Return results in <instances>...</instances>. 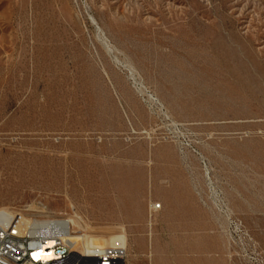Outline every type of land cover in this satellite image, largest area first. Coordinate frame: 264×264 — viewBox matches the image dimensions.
Wrapping results in <instances>:
<instances>
[{
	"label": "rangeland",
	"instance_id": "obj_1",
	"mask_svg": "<svg viewBox=\"0 0 264 264\" xmlns=\"http://www.w3.org/2000/svg\"><path fill=\"white\" fill-rule=\"evenodd\" d=\"M0 209L264 264V0H0Z\"/></svg>",
	"mask_w": 264,
	"mask_h": 264
},
{
	"label": "built area",
	"instance_id": "obj_2",
	"mask_svg": "<svg viewBox=\"0 0 264 264\" xmlns=\"http://www.w3.org/2000/svg\"><path fill=\"white\" fill-rule=\"evenodd\" d=\"M72 228L60 218L27 219L0 209V264H123L114 249L72 245Z\"/></svg>",
	"mask_w": 264,
	"mask_h": 264
},
{
	"label": "bare ground",
	"instance_id": "obj_3",
	"mask_svg": "<svg viewBox=\"0 0 264 264\" xmlns=\"http://www.w3.org/2000/svg\"><path fill=\"white\" fill-rule=\"evenodd\" d=\"M65 222L70 223L72 226H76L77 225L76 222H72L71 220H65ZM67 240L72 245L78 246L79 248H103L102 246L94 245L93 241H95V239L91 238V237H89L87 235H84V234L72 233L69 236H67ZM120 242H121V244H123L122 240H120ZM106 247L116 250V252H117V254L119 256L118 258H120L119 263L123 262L122 260H124V257H125L124 250H123L124 247L120 248L119 246H116V245L115 246H110L109 242H108V245Z\"/></svg>",
	"mask_w": 264,
	"mask_h": 264
}]
</instances>
